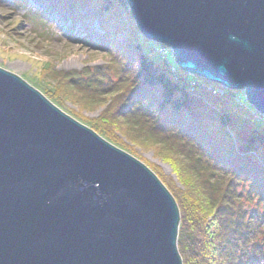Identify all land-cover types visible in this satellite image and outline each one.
<instances>
[{"label": "water", "instance_id": "water-1", "mask_svg": "<svg viewBox=\"0 0 264 264\" xmlns=\"http://www.w3.org/2000/svg\"><path fill=\"white\" fill-rule=\"evenodd\" d=\"M183 72L264 116V0H126ZM181 215L145 163L0 68V264H184Z\"/></svg>", "mask_w": 264, "mask_h": 264}, {"label": "trees", "instance_id": "trees-1", "mask_svg": "<svg viewBox=\"0 0 264 264\" xmlns=\"http://www.w3.org/2000/svg\"><path fill=\"white\" fill-rule=\"evenodd\" d=\"M36 1L68 23L69 30L79 24L84 42L106 51L118 76L116 85L104 89L99 69L96 75L87 69L64 73L47 64L41 76L57 85V94L45 90L44 95L59 107L65 95L84 105L122 92V101L115 99L101 119L86 123L122 149L115 129L141 144L159 146L173 165L183 188L153 171L180 208L183 263L264 264V239L258 238L264 230L248 219L244 207L248 201L264 210V118L240 91L191 76L168 55L155 59L154 43L134 25L126 0ZM94 22L101 32L92 28Z\"/></svg>", "mask_w": 264, "mask_h": 264}, {"label": "rangeland", "instance_id": "rangeland-1", "mask_svg": "<svg viewBox=\"0 0 264 264\" xmlns=\"http://www.w3.org/2000/svg\"><path fill=\"white\" fill-rule=\"evenodd\" d=\"M44 8V5L36 0H0V68L18 75L42 93L49 90L57 94L55 88L57 85L49 78L41 76L42 68L47 64L53 66L55 71L64 73H82L87 69L88 73L96 75V70L99 69L101 72L99 77L104 76L101 82L106 83V85L101 83V88L105 89L113 83L116 85L118 76L112 69V60L108 53L96 48L97 46L86 44L79 24L69 30L68 23L65 24L55 13ZM92 28L101 32L97 22L92 24ZM153 47L155 59L162 58L160 50L164 48L165 54L162 55H168L171 63L177 67L170 48L155 42ZM239 94L247 102L244 92L240 91ZM62 98V105H59V108L89 126L84 119L87 121L101 119L108 105L115 99L122 101L123 94L118 92L117 95L91 98L92 104L84 105L76 97L69 98L65 95ZM258 116L264 118L259 113ZM95 124L97 126L96 122ZM113 134L126 148L123 147L124 151L141 160L151 170L155 169L161 173L167 181H172L179 188H183L173 165L161 155L159 146H151L148 142L145 144L136 142L130 138L127 131L122 133L115 129ZM244 207L248 212V219L252 217L257 221L259 230H264L263 208L253 207L248 201H244ZM258 238L264 239V233Z\"/></svg>", "mask_w": 264, "mask_h": 264}, {"label": "built area", "instance_id": "built-area-1", "mask_svg": "<svg viewBox=\"0 0 264 264\" xmlns=\"http://www.w3.org/2000/svg\"><path fill=\"white\" fill-rule=\"evenodd\" d=\"M160 53L165 54L164 48H161ZM215 93V92H214Z\"/></svg>", "mask_w": 264, "mask_h": 264}]
</instances>
